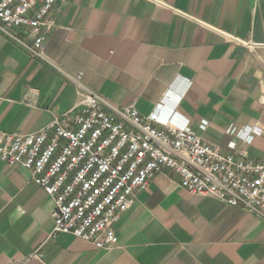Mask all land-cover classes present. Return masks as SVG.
Returning a JSON list of instances; mask_svg holds the SVG:
<instances>
[{
	"label": "crops",
	"instance_id": "obj_1",
	"mask_svg": "<svg viewBox=\"0 0 264 264\" xmlns=\"http://www.w3.org/2000/svg\"><path fill=\"white\" fill-rule=\"evenodd\" d=\"M50 16L44 59L0 30V136L81 110L91 90L118 109L135 102L144 119L174 111L223 152L239 157L235 143L264 161V0H63ZM257 124L251 144L227 132ZM54 206L0 155V264H264V220L188 191L171 170L138 192L110 248L52 235Z\"/></svg>",
	"mask_w": 264,
	"mask_h": 264
},
{
	"label": "built area",
	"instance_id": "obj_2",
	"mask_svg": "<svg viewBox=\"0 0 264 264\" xmlns=\"http://www.w3.org/2000/svg\"><path fill=\"white\" fill-rule=\"evenodd\" d=\"M59 1L0 0V30L33 57L44 59L55 26L50 14ZM12 28L26 29L28 40L12 34ZM160 112L144 119L135 102L118 109L87 90L81 110L69 111L36 132L1 134L0 155L10 166L29 170L53 197L52 235L72 233L98 248L118 243L114 224L165 169L177 173L188 191L264 220V161L248 159L235 143L230 146L240 156L225 153L192 131L188 122L177 123L174 111L164 117ZM227 132L251 144L262 130L258 124L240 129L231 125Z\"/></svg>",
	"mask_w": 264,
	"mask_h": 264
}]
</instances>
